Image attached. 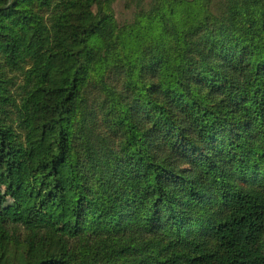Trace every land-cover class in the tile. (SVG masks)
<instances>
[{
  "label": "trees",
  "instance_id": "trees-1",
  "mask_svg": "<svg viewBox=\"0 0 264 264\" xmlns=\"http://www.w3.org/2000/svg\"><path fill=\"white\" fill-rule=\"evenodd\" d=\"M0 264H264V0H0Z\"/></svg>",
  "mask_w": 264,
  "mask_h": 264
},
{
  "label": "rangeland",
  "instance_id": "rangeland-1",
  "mask_svg": "<svg viewBox=\"0 0 264 264\" xmlns=\"http://www.w3.org/2000/svg\"><path fill=\"white\" fill-rule=\"evenodd\" d=\"M122 3L123 2H120L119 4H116L115 5V11H116V14H117V18L119 20H122L124 18H129L130 17V15L128 13H126V12L123 11V9H122ZM3 208L5 210L10 211L11 208H12V202H11V200L6 199V201L3 204Z\"/></svg>",
  "mask_w": 264,
  "mask_h": 264
}]
</instances>
